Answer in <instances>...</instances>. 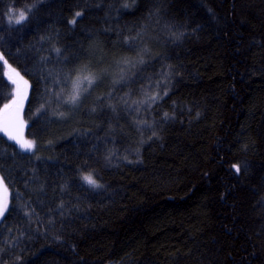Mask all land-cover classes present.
<instances>
[{
	"label": "trees",
	"instance_id": "1",
	"mask_svg": "<svg viewBox=\"0 0 264 264\" xmlns=\"http://www.w3.org/2000/svg\"><path fill=\"white\" fill-rule=\"evenodd\" d=\"M0 57V264H264V0H0Z\"/></svg>",
	"mask_w": 264,
	"mask_h": 264
},
{
	"label": "snow or ice",
	"instance_id": "2",
	"mask_svg": "<svg viewBox=\"0 0 264 264\" xmlns=\"http://www.w3.org/2000/svg\"><path fill=\"white\" fill-rule=\"evenodd\" d=\"M82 15L81 12H76L75 16L80 17ZM26 19V15L24 11H20L18 17L15 19L16 24L22 23ZM11 22V17H10ZM72 24L76 23V19L74 18L71 21ZM56 52L59 53L60 49H56ZM2 58V57H0ZM142 62V61H141ZM6 63V62H5ZM18 75V74H17ZM22 79V78H21ZM84 81H87L88 85L94 82V77L89 75H77L72 80V91L71 94L68 96V103L75 104L81 96V92L86 91L87 89H82V85ZM16 83V81H13ZM166 94V93H165ZM158 98V95H153L149 99L153 102ZM22 97L19 95V92L13 97L10 103L4 105L3 113L0 114V131L4 132L5 135L8 136L9 140L15 142V144L19 145V148L24 152H32L34 149V142L29 140H24L18 134H14L15 130L18 127V119H19V105ZM39 111V110H38ZM168 113H165V117H168ZM232 168L235 169V172L238 174L241 172V166L239 164H233ZM87 182L94 187H99L100 185L97 183L95 179L91 176L85 177ZM43 189L41 188V191ZM7 186L4 184V178L0 176V218L4 216L6 212H8V202H7ZM64 205L61 203L59 208L63 209ZM35 210L33 209V212ZM28 215V213H26ZM49 223L51 224L52 221L50 220Z\"/></svg>",
	"mask_w": 264,
	"mask_h": 264
},
{
	"label": "bare ground",
	"instance_id": "3",
	"mask_svg": "<svg viewBox=\"0 0 264 264\" xmlns=\"http://www.w3.org/2000/svg\"><path fill=\"white\" fill-rule=\"evenodd\" d=\"M16 13H20V11H17ZM16 13H14L13 12V14L12 15H15ZM10 17H11V19H13L12 18V16L10 15L9 16V19H10ZM14 17V16H13ZM15 18V17H14ZM168 81V79L166 80V82ZM48 91H52V90H48ZM60 92V94H63V93H65V88L64 89H62L61 91H59ZM82 93V92H81ZM85 94H87L86 93V91L85 92H83L82 94H81V96H80V98H82L83 96H85ZM68 96H66L65 97V99L67 98ZM79 101L80 100H78L75 104H71V103H68L67 101H65L64 100V103L66 104V106H76L78 103H79ZM57 105L59 104V102H58V100H55L54 101ZM48 107H50V108H54L53 107V105L51 106V105H48ZM137 127H138V129L140 130V131H142V127H141V125L138 123L137 124ZM113 151L114 152H112V153H108L107 155H106V161H107V164H113V162H116L117 164L118 163H121L122 161H123V159H124V157H123V154L122 153H120L119 152V150L117 149V148H115V149H113ZM137 151L140 153V151H141V148L140 149H137ZM137 155H138V153H136V154H134V156L135 157H137ZM125 161V160H124ZM243 167V166H242ZM246 169H249L248 167H246L245 166V170ZM235 171V170H234ZM87 176H91L92 178H93V175H89L87 172H85V171H81V172H79V173H77V182H81V184L82 185H84V186H86L87 188H89V189H93V190H98L99 188H100V186L99 187H94V186H92L91 184H89L88 182H87V180L85 179V177H87ZM97 181V183L99 184V182H98V180H96ZM58 202V206L62 203V201H57L56 200V202L55 203H57ZM30 207H31V205H30ZM67 208H63V209H61L60 208V213H61V215L63 216L66 212H67ZM33 234H36V232L34 231V230H32V229H29V231H26V235L29 237V235H33Z\"/></svg>",
	"mask_w": 264,
	"mask_h": 264
},
{
	"label": "rangeland",
	"instance_id": "4",
	"mask_svg": "<svg viewBox=\"0 0 264 264\" xmlns=\"http://www.w3.org/2000/svg\"><path fill=\"white\" fill-rule=\"evenodd\" d=\"M18 15H19V13H16L15 15H13L15 18H17L18 17ZM12 22V21H11ZM18 89V88H17ZM19 95L22 97V100L20 101V105H19V119H18V127H17V129L15 130V132H14V134H18L21 138H23L24 140H29V141H32V140H30L27 136H26V129H27V125H28V122H27V120L25 119V117H24V109H25V105H26V101H27V97H28V95H27V92H22V93H20L19 92ZM3 113V111L0 113V114H2ZM0 133H2L5 137H7L8 138V136L7 135H5L4 134V132H2V131H0ZM10 141H12V140H10ZM13 143H15L14 141H12ZM17 145V144H16ZM34 145H35V143H34ZM18 147H19V145H17ZM34 148H35V146H34ZM34 150V149H33ZM5 184V183H4ZM6 196H7V202H8V207H9V203H10V192H9V190H8V188H7V193H6ZM6 214V213H5ZM5 214H4V216H5ZM3 216V217H4ZM3 217L2 218H0V221L3 219Z\"/></svg>",
	"mask_w": 264,
	"mask_h": 264
}]
</instances>
